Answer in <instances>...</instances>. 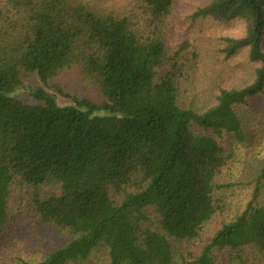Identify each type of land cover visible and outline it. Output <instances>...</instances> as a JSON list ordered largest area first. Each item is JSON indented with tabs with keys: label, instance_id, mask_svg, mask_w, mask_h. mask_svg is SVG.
<instances>
[{
	"label": "trees",
	"instance_id": "obj_1",
	"mask_svg": "<svg viewBox=\"0 0 264 264\" xmlns=\"http://www.w3.org/2000/svg\"><path fill=\"white\" fill-rule=\"evenodd\" d=\"M262 137L264 0H0V264H264V158L213 224Z\"/></svg>",
	"mask_w": 264,
	"mask_h": 264
},
{
	"label": "rangeland",
	"instance_id": "obj_2",
	"mask_svg": "<svg viewBox=\"0 0 264 264\" xmlns=\"http://www.w3.org/2000/svg\"><path fill=\"white\" fill-rule=\"evenodd\" d=\"M180 18L183 19L182 17ZM244 26V22L240 20H234L229 26L226 27L220 26L218 23L212 20H205L203 22V28L205 29V32L210 33L213 36H219L220 34H232L238 36L243 33ZM213 51L212 57H209V59L204 63L199 80L193 84V86L188 90L189 92L185 95V97L188 98V100L185 102L186 105L193 104L198 108H202L209 103L208 101L212 96L211 91L213 89L214 82L210 72H212L211 70H213V72L214 70H219V67L222 64L220 63V60L223 61V57L213 55ZM67 74L68 72H63L59 77L60 83H62L66 93L70 92L72 94L74 93L75 89H78L81 92L87 91L86 88L84 91V88L79 84L75 88L71 87L69 76H65ZM20 97L29 102L33 101V98L25 93H23ZM250 127L251 129H255L253 126ZM237 154V160L233 164L228 180L229 183H234V185L217 192L218 196L222 195L224 197L228 208L224 209V211H221L222 213H219L218 211L217 219L213 223L214 225H217L221 223L222 220L229 218V216L234 214L236 210L243 209L248 200L251 198L254 184H250L249 181L256 177V171L258 169L260 160L264 158V138L259 142L256 141L255 144L240 147L237 150ZM262 183H264V180Z\"/></svg>",
	"mask_w": 264,
	"mask_h": 264
}]
</instances>
